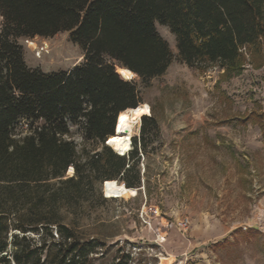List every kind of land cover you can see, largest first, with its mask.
Returning a JSON list of instances; mask_svg holds the SVG:
<instances>
[{
    "label": "trees",
    "instance_id": "obj_1",
    "mask_svg": "<svg viewBox=\"0 0 264 264\" xmlns=\"http://www.w3.org/2000/svg\"><path fill=\"white\" fill-rule=\"evenodd\" d=\"M156 25L174 37L182 63L218 66L227 78L264 50V0H0V264L97 260L100 243L78 237L65 215L104 203L105 181L140 187L138 145L147 148L155 118L142 117L127 156L105 142L116 116L142 103L126 72L148 86L173 60ZM59 33L70 34L82 62L55 73L29 68L19 40Z\"/></svg>",
    "mask_w": 264,
    "mask_h": 264
},
{
    "label": "rangeland",
    "instance_id": "obj_2",
    "mask_svg": "<svg viewBox=\"0 0 264 264\" xmlns=\"http://www.w3.org/2000/svg\"><path fill=\"white\" fill-rule=\"evenodd\" d=\"M156 29L173 54L166 72L148 86L126 72L150 108L144 116L156 122L147 127V148L138 145L140 187L128 189V199H105L101 185L106 201L77 208L65 223L100 243L94 264H264V50L246 54L241 74L227 78L218 66L201 71L182 63L169 30ZM19 44L26 65L43 73L83 60L69 33ZM25 128L19 125L21 136ZM70 140L81 148L76 127ZM72 175L69 168L65 178ZM148 207L159 215L146 214ZM182 217L190 221L184 234L170 226ZM252 224L258 229L249 232Z\"/></svg>",
    "mask_w": 264,
    "mask_h": 264
},
{
    "label": "bare ground",
    "instance_id": "obj_3",
    "mask_svg": "<svg viewBox=\"0 0 264 264\" xmlns=\"http://www.w3.org/2000/svg\"><path fill=\"white\" fill-rule=\"evenodd\" d=\"M150 115V108L147 104L141 103L136 108L127 109L117 115L115 126L116 136L109 139L108 145L112 147L114 152L119 156H126L131 150V137L134 125L141 121V117ZM70 170H73L70 168ZM103 194L106 199H128L130 191L128 188L114 180L106 181L102 186ZM253 226L255 224H252ZM167 262L168 259H162L161 264Z\"/></svg>",
    "mask_w": 264,
    "mask_h": 264
},
{
    "label": "built area",
    "instance_id": "obj_4",
    "mask_svg": "<svg viewBox=\"0 0 264 264\" xmlns=\"http://www.w3.org/2000/svg\"><path fill=\"white\" fill-rule=\"evenodd\" d=\"M43 52H47L48 48H46V46L43 48L41 47L40 48ZM38 51L37 55L39 56L40 52L42 51ZM106 143V142H105ZM129 153V152H128ZM127 155V154H126ZM117 182V181H116ZM103 184H106V182H103L102 183V186ZM106 199V198H105ZM145 207V206H144ZM149 213V214H153V215H156L158 216L159 215V212H158V209L155 208V207H148L146 208V214ZM170 226H173L178 232H180L181 234H184V233H187V231L189 230L190 228V221L187 217H182V218H179L177 220H175L173 223H171ZM246 229V228H244Z\"/></svg>",
    "mask_w": 264,
    "mask_h": 264
},
{
    "label": "water",
    "instance_id": "obj_5",
    "mask_svg": "<svg viewBox=\"0 0 264 264\" xmlns=\"http://www.w3.org/2000/svg\"><path fill=\"white\" fill-rule=\"evenodd\" d=\"M116 122H117V116H116V118H115L113 135H111L109 138H107L106 143H105V145H106L107 147L111 148V149H112V147H111L110 145H108V141H109V139H110L111 137L116 136V130H115ZM112 150H113V149H112ZM113 151H114V150H113ZM114 153H115V152H114ZM252 229H253V230H256V229H258V227L253 226Z\"/></svg>",
    "mask_w": 264,
    "mask_h": 264
},
{
    "label": "crops",
    "instance_id": "obj_6",
    "mask_svg": "<svg viewBox=\"0 0 264 264\" xmlns=\"http://www.w3.org/2000/svg\"><path fill=\"white\" fill-rule=\"evenodd\" d=\"M252 227H253V226H252ZM252 227H251V228H252ZM251 230H252V232L254 231L253 229H251Z\"/></svg>",
    "mask_w": 264,
    "mask_h": 264
}]
</instances>
